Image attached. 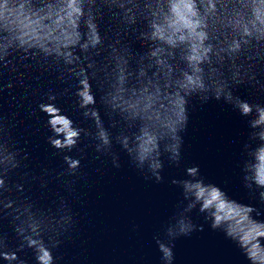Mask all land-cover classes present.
I'll return each instance as SVG.
<instances>
[{
	"label": "clouds",
	"instance_id": "obj_1",
	"mask_svg": "<svg viewBox=\"0 0 264 264\" xmlns=\"http://www.w3.org/2000/svg\"><path fill=\"white\" fill-rule=\"evenodd\" d=\"M69 5L78 9L72 17L75 25L66 19ZM50 13L53 19L56 14L64 18L54 32L55 38L29 39L23 22L50 25ZM37 31L44 35L43 28ZM129 32L147 46L143 55H132L123 42L122 36ZM158 50L160 54L156 55ZM17 54L52 69L56 79L68 85L65 94H74L75 107L82 118L92 122L94 131L76 125L55 106L57 96L47 94L49 103L38 107L48 118L51 135L47 142L52 148L71 152L82 139H89L98 154L110 153L113 134L104 126L96 108L95 84L112 120L110 127L125 128L115 136V142L139 170H147L157 183L163 179L162 154L167 153L173 164L181 159L180 133L187 124L188 98L195 95L205 103L214 98L232 105L248 119L251 130L249 142L244 146V184L250 191L259 190V198L264 202V104L234 94V89L240 86L264 91L260 83L264 74V0H19L14 5L4 0L0 3V66L15 70ZM118 62H122L124 70L122 84L116 71ZM168 66L172 69L170 73ZM194 69L200 86L181 87L187 83V77L193 76ZM177 92L183 99L182 110L173 103ZM118 93L123 102L113 99ZM149 95L158 97L152 111L159 110L162 117H168L171 128L153 127V122L147 119L143 99ZM53 109L60 119H54ZM2 122L0 118V216L14 221V231L21 241L19 250H32L36 264H55L52 247H57L58 238L72 227L70 210L58 196L52 198L49 206L41 207L37 198L24 194L25 184H39L41 190H47L48 184L23 174L28 152L4 134ZM145 128L154 131L158 139L156 149L142 158L139 137ZM63 161L66 167L62 175L77 176L80 160L66 155ZM113 164L120 166L116 158ZM185 171L188 179L172 181L181 189V205L163 232L165 239L155 238L164 264H172L175 239L203 230L189 215L196 209L213 230L222 231L240 247L250 264H264V221L254 218V213L256 216L260 213L230 199L218 186L205 183L197 167ZM17 174L24 183L11 182ZM14 192L19 194L16 198ZM229 213L237 218L246 216L247 222L258 230L247 247L234 234V221ZM253 247L262 254L251 251ZM0 260L5 264H24L8 249L3 234H0Z\"/></svg>",
	"mask_w": 264,
	"mask_h": 264
},
{
	"label": "water",
	"instance_id": "obj_2",
	"mask_svg": "<svg viewBox=\"0 0 264 264\" xmlns=\"http://www.w3.org/2000/svg\"><path fill=\"white\" fill-rule=\"evenodd\" d=\"M3 2L0 0V3ZM18 2L9 0L10 5ZM77 11L72 5L68 6V23L75 25L72 17L73 12ZM52 16V13L48 16L50 25H43L40 21H24L22 26L29 39H54V32L64 23V18L58 14L55 19ZM40 28L45 30L44 35L38 34ZM122 40L134 56H141L147 51V46L132 32L123 35ZM155 54L159 55V50ZM158 63L164 64L163 61ZM132 67H136L134 62ZM14 68L0 66L2 129L4 134L28 152L23 174L37 177L48 184L47 190H41L39 184H25L24 194L37 198L41 207L49 206L52 198L58 196L66 201L72 216V227L58 238V246L50 245L55 264H164L155 238L165 239L163 232L183 199L181 189L172 181L188 179L185 170L191 167H197L205 183L218 186L230 199L254 207L260 213L259 216L254 213V218L264 221V202L259 198V190L250 191L243 180L244 146L249 142L251 131L248 119L234 110L232 105L214 98L206 103L195 95L188 98L187 124L180 133L181 159L178 164H173L167 153H163V179L157 183L147 170H139L115 142V136L125 128L123 125L110 127L112 120L106 114L101 93L95 84L96 108L104 126L113 134L110 153L98 154L89 139H82L71 152H58L52 148L47 142L51 135L48 118L38 107L41 103H49L47 94L57 96L55 106L76 125L94 131L92 122L82 118L75 107L74 94H65L68 85L58 81L52 69L20 54L15 57ZM116 71L122 84L125 79L122 62L117 63ZM168 71H172L170 66ZM143 74L141 71L140 75ZM260 83L264 86V74L260 77ZM180 86H200L195 69L193 76L187 77V83ZM144 91L147 92V89ZM234 94L243 100L264 104V91L255 88L240 86L234 89ZM113 99L123 102L119 93ZM157 99L151 95L144 97L143 111L147 119L153 122V127L171 128L168 117H162L159 110L152 111ZM173 103L182 110L183 99L179 92L175 93ZM53 115L54 119H60L55 116V109ZM176 115L179 116L180 112L177 111ZM139 139L142 158L156 149L158 137L154 131L145 128ZM66 155L81 162L75 177L62 175L66 167L63 157ZM114 158L118 159L119 168L114 166ZM146 176L149 178L145 179ZM11 182L24 183L20 174L13 176ZM12 195L16 198L19 194L14 192ZM189 215L192 222L203 230L180 236L172 242V264H250L240 247L226 238L222 231L213 230L198 209ZM229 218L234 221V234L247 247L255 240L258 230L247 222L246 216L237 218L229 213ZM0 234L6 236L8 249L16 253L24 264H36L32 250H19L21 241L14 231L11 217L0 216ZM33 243L39 245L38 241ZM251 251L262 254L255 247ZM0 264L5 262L0 260Z\"/></svg>",
	"mask_w": 264,
	"mask_h": 264
}]
</instances>
